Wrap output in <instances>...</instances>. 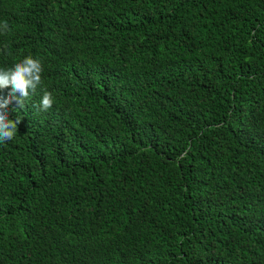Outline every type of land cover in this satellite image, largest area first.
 <instances>
[{
  "label": "trees",
  "instance_id": "trees-1",
  "mask_svg": "<svg viewBox=\"0 0 264 264\" xmlns=\"http://www.w3.org/2000/svg\"><path fill=\"white\" fill-rule=\"evenodd\" d=\"M5 21L0 67L44 70L7 109L0 264H264V0H0Z\"/></svg>",
  "mask_w": 264,
  "mask_h": 264
},
{
  "label": "clouds",
  "instance_id": "clouds-1",
  "mask_svg": "<svg viewBox=\"0 0 264 264\" xmlns=\"http://www.w3.org/2000/svg\"><path fill=\"white\" fill-rule=\"evenodd\" d=\"M8 31L10 28L7 21L0 24V33ZM43 70L41 61L31 55L8 67H0V90L10 88L7 97L0 95V144L13 140L21 123L19 118L9 117L7 111L9 105L15 102L19 108H24L25 102L36 93L41 85ZM53 103V94L44 90L39 104L35 106L42 111H47Z\"/></svg>",
  "mask_w": 264,
  "mask_h": 264
}]
</instances>
